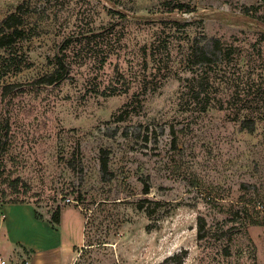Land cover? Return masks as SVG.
<instances>
[{
	"label": "rangeland",
	"instance_id": "obj_1",
	"mask_svg": "<svg viewBox=\"0 0 264 264\" xmlns=\"http://www.w3.org/2000/svg\"><path fill=\"white\" fill-rule=\"evenodd\" d=\"M20 3L25 34L0 48L3 264H50L56 243L54 264H264V0H0V22Z\"/></svg>",
	"mask_w": 264,
	"mask_h": 264
},
{
	"label": "trees",
	"instance_id": "obj_2",
	"mask_svg": "<svg viewBox=\"0 0 264 264\" xmlns=\"http://www.w3.org/2000/svg\"><path fill=\"white\" fill-rule=\"evenodd\" d=\"M176 7L182 10H191L190 5L186 3H177ZM24 10L22 3L18 4L15 10L11 11L6 15L3 20L0 22V48L10 47L14 43L18 41V39L22 38L25 34V30L23 28V24L25 23ZM66 47L69 44H66ZM198 60H207L209 58L207 51H201L197 54ZM67 70V61L64 56H58L55 62V67L53 71L44 74L36 80V83L41 85L46 84H56L59 83L65 76V72ZM104 167H107V162H104ZM0 173H2L0 171ZM18 178H15L14 182L16 183ZM13 201H18V197ZM149 213V212H148ZM253 222L259 223V220H252ZM53 222L60 223L61 222V213L60 210L57 209L53 214ZM178 256L177 264H182L184 259V254H176L173 255Z\"/></svg>",
	"mask_w": 264,
	"mask_h": 264
},
{
	"label": "crops",
	"instance_id": "obj_3",
	"mask_svg": "<svg viewBox=\"0 0 264 264\" xmlns=\"http://www.w3.org/2000/svg\"><path fill=\"white\" fill-rule=\"evenodd\" d=\"M18 206L24 207L25 205H23V204H16L15 206H12V207H18ZM7 210H6V212H7ZM7 218H8V215L7 214H4V218H3V223L2 224L6 223ZM6 239L7 240H4V242H3L5 244V246H6V249L9 247V249L11 250V247L15 244V242H20L21 244H23L25 247H27L29 249L30 248L35 249L33 246H30L28 243H25L24 241H21L15 235H13V238L12 239H10V238H6ZM37 242L40 243V244H50L52 241L51 240H48V237L46 236V237H40ZM52 243H55V242H52ZM60 243H62V241H60ZM56 244H59V243H56ZM56 244H54V245H52V244L51 245H47V246L52 247L50 249H53V252H55L54 253V260L52 262H50V264H54L57 261H63L61 255H58L59 251H58V246ZM2 250H5V248L2 249ZM34 258H35V256H34ZM32 262L34 263V259H33Z\"/></svg>",
	"mask_w": 264,
	"mask_h": 264
},
{
	"label": "built area",
	"instance_id": "obj_4",
	"mask_svg": "<svg viewBox=\"0 0 264 264\" xmlns=\"http://www.w3.org/2000/svg\"><path fill=\"white\" fill-rule=\"evenodd\" d=\"M3 263H5V260H1V259H0V264H3Z\"/></svg>",
	"mask_w": 264,
	"mask_h": 264
}]
</instances>
